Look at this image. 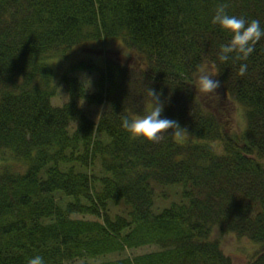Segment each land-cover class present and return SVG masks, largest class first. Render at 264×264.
<instances>
[{
	"label": "trees",
	"instance_id": "obj_1",
	"mask_svg": "<svg viewBox=\"0 0 264 264\" xmlns=\"http://www.w3.org/2000/svg\"><path fill=\"white\" fill-rule=\"evenodd\" d=\"M220 3L264 27V0H0V160L16 165L0 167V264H234L215 229L261 246L246 264H264V39L244 76L221 63ZM100 41H119L128 64L72 56L55 73L51 59ZM202 68L222 82L212 101L195 87ZM59 85L68 99L54 106ZM149 87L183 135L122 129ZM234 105L236 134L217 118ZM85 106L105 109L95 122ZM140 248L156 250L123 256Z\"/></svg>",
	"mask_w": 264,
	"mask_h": 264
},
{
	"label": "clouds",
	"instance_id": "obj_2",
	"mask_svg": "<svg viewBox=\"0 0 264 264\" xmlns=\"http://www.w3.org/2000/svg\"><path fill=\"white\" fill-rule=\"evenodd\" d=\"M226 8L225 3L218 4L212 17V24L230 37L227 42L220 44L218 59L221 63L240 61L239 75L244 76L248 70L246 61L254 53L256 45L264 39V27L261 26L259 19L248 20L242 16L230 15ZM82 79L89 81L90 89L92 87L90 78L82 76ZM194 83L198 92L209 101L218 96V91L222 87L221 80L204 68L200 69ZM147 95L148 108L144 115L131 117L125 115L121 118V127L129 138L153 143L170 135L177 137L183 135L186 129L182 128L178 121L163 116L168 100L162 97V93L149 87ZM27 264H45V260L42 256L35 255L28 259Z\"/></svg>",
	"mask_w": 264,
	"mask_h": 264
},
{
	"label": "rangeland",
	"instance_id": "obj_3",
	"mask_svg": "<svg viewBox=\"0 0 264 264\" xmlns=\"http://www.w3.org/2000/svg\"><path fill=\"white\" fill-rule=\"evenodd\" d=\"M124 46L119 41H100L95 43H86L85 45L75 48L73 51L69 52L68 55L60 58H53L51 59V65L53 66L55 73L58 74L66 65H68L71 61L79 62L80 60H88L90 58H94L98 61L100 65L103 64L104 59L106 58H113L118 60L120 63L128 64L127 60L123 58L122 53H126ZM72 56H74L72 60ZM62 59V60H61ZM61 60V61H60ZM60 61V62H59ZM59 62V63H58ZM78 79L82 82L84 87L87 89V92L94 93L96 92V81L98 75L95 73H77L76 74ZM82 76H86L90 78L92 82V87L89 89L90 83L87 80L82 79ZM57 82V75L55 80ZM89 89V90H88ZM68 99L67 94L62 86L59 85L57 95L52 99V103L54 106L62 105ZM84 106V105H83ZM105 107H97V106H85L84 111L87 116L97 122L101 113L104 111ZM233 110V111H232ZM219 113L217 118L225 123L226 128L231 129V133L236 134L241 128L243 129L244 124L242 120V112L240 108H235V105L232 108H228L227 110H222V106H219ZM220 116V118H219ZM225 131L230 132L228 130ZM214 146L216 147L217 151L221 150V145L219 143H215ZM4 166H13L15 167V160L5 158L3 161L0 160V167ZM81 217V215H79ZM85 218H90L89 216H85ZM212 239L216 240L220 243L223 252L231 257L234 264H246L248 261L252 260L256 254L261 252V246H258L251 242L247 238H238L234 234H222L215 229L212 234ZM156 249L152 248H140L134 251H125L123 256L127 255H135L145 252L154 251ZM118 256H106L95 259L94 262H98L101 260L106 259H115ZM82 261H77L76 264H79Z\"/></svg>",
	"mask_w": 264,
	"mask_h": 264
}]
</instances>
